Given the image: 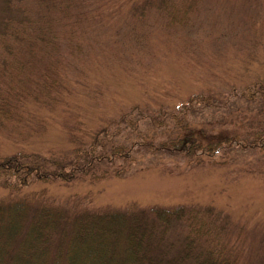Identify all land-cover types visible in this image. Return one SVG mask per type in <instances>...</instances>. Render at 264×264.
Wrapping results in <instances>:
<instances>
[{"label": "rangeland", "instance_id": "1", "mask_svg": "<svg viewBox=\"0 0 264 264\" xmlns=\"http://www.w3.org/2000/svg\"><path fill=\"white\" fill-rule=\"evenodd\" d=\"M129 2L46 0L39 5L29 1L30 13L48 7L53 21L61 22L57 26L55 21L62 39L57 46V70L65 81L69 77L67 93L61 102L64 106L53 113L49 106L29 99L23 101L21 111L20 103L21 121L0 126V154L67 152L71 144L64 129L81 125L110 127L122 142L142 131L157 145L169 131L154 130L142 122L148 110L176 111L195 95L199 100L200 95L219 94L231 102L250 93L246 90H253L252 83L264 82V0H200L187 23L172 27L155 10L140 23ZM54 54L32 71V80L45 63L58 64L56 58L50 60ZM194 105L196 125L204 124L214 133L226 129L220 135L223 141L264 130V107L258 113L254 103L246 107L245 119L240 105L238 110L233 107L232 118L227 105L208 108L197 100ZM212 119L225 123L213 126ZM120 120L126 125L116 127L114 122ZM75 133L80 136L79 131ZM260 141L262 150L234 141L226 144L225 153L218 150L202 164L188 166L179 155L135 145L127 150L132 160L124 164L130 170L126 176L110 177L100 184L82 180L32 184L15 191L0 186V199L32 191L39 194L46 188L45 197L51 202L70 204L76 196L84 200L82 206L93 209L210 204L228 212L234 221L231 230H239L234 242L240 239V263L264 264V138ZM79 248L82 251V245ZM72 250L77 254V246Z\"/></svg>", "mask_w": 264, "mask_h": 264}, {"label": "trees", "instance_id": "2", "mask_svg": "<svg viewBox=\"0 0 264 264\" xmlns=\"http://www.w3.org/2000/svg\"><path fill=\"white\" fill-rule=\"evenodd\" d=\"M29 1L0 0V126L3 127L13 121H21L18 106L21 103L22 111L23 101L29 99L39 106H49V112L53 113L64 106L61 102L67 93L69 77L65 81V75L57 70H60L57 46H61L62 39L55 21L57 26H61V22L53 21L46 11L48 7L40 13L39 7L33 14L30 13ZM32 1L39 5L46 2ZM199 3L200 0L129 2L133 17L140 23H145L146 13L155 10L165 16L169 27L187 23ZM56 6L60 7L59 4ZM52 54L50 60L56 58L58 64L45 63L32 80L37 67ZM25 85H28L26 89ZM251 85L253 90H246L250 93L231 102H228V96L219 94L200 95L199 100L195 95L176 111L168 112L161 108L148 110L142 122L154 130L165 127L169 131L157 145L153 138L146 139L142 131L138 136L127 137L122 142L119 133L109 130L110 127L89 129L82 125L79 128L65 125L67 129L64 132L71 144L67 152L43 155L18 151L0 154V186L15 191L32 184L75 180L100 184L110 177L118 178L130 173L124 164L131 162L129 152L135 145H147L145 149L148 151L179 155L187 160V166L193 162H196L195 165L202 164L204 158L213 157L218 150L225 153L229 148L226 144L231 146L234 141H244L254 150H262L260 140L264 138V130L245 137L236 134L223 141L220 135L226 129L221 128L219 133L209 132L204 124L198 127L192 116L196 113L195 100L208 108L227 105L231 108L227 112L231 118L233 110H238L239 105L244 119L248 111L245 109L250 103L255 104L258 113L261 112L264 107V82ZM234 106L236 108L233 109ZM211 122L213 126L221 122V127L225 123L223 119H212ZM114 123L116 127L126 125L121 120ZM133 127L138 126L135 124ZM75 131H79L80 136ZM136 138L140 143L131 141ZM199 152L202 154L197 155ZM38 191L39 194L32 191L0 199V264L241 262L240 239L234 242L239 230L233 232L231 215L214 205H153L146 208L133 204L93 209L82 206L80 202L84 200L76 196H72L70 204L51 202L50 197H45L48 195L46 188ZM73 245L77 246V254L72 250ZM81 245L82 251L79 248Z\"/></svg>", "mask_w": 264, "mask_h": 264}]
</instances>
